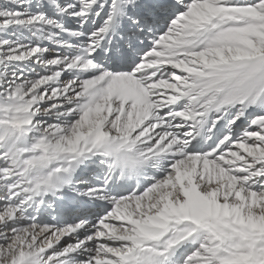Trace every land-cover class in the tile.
I'll return each mask as SVG.
<instances>
[{
  "label": "snow or ice",
  "instance_id": "obj_1",
  "mask_svg": "<svg viewBox=\"0 0 264 264\" xmlns=\"http://www.w3.org/2000/svg\"><path fill=\"white\" fill-rule=\"evenodd\" d=\"M0 264H264V0H0Z\"/></svg>",
  "mask_w": 264,
  "mask_h": 264
}]
</instances>
